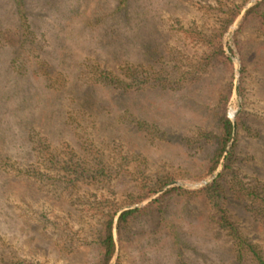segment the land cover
I'll use <instances>...</instances> for the list:
<instances>
[{
	"label": "rangeland",
	"instance_id": "1",
	"mask_svg": "<svg viewBox=\"0 0 264 264\" xmlns=\"http://www.w3.org/2000/svg\"><path fill=\"white\" fill-rule=\"evenodd\" d=\"M24 5L0 0V264H98L109 204L143 209L111 264H257L235 232L264 259V0Z\"/></svg>",
	"mask_w": 264,
	"mask_h": 264
},
{
	"label": "trees",
	"instance_id": "2",
	"mask_svg": "<svg viewBox=\"0 0 264 264\" xmlns=\"http://www.w3.org/2000/svg\"><path fill=\"white\" fill-rule=\"evenodd\" d=\"M13 2L17 5L18 20L22 22V25H25L27 16L26 11L23 8V6H25L24 0H13ZM252 11L253 9L249 10L247 16L251 15ZM13 64H15V62H13ZM107 74L108 76L103 75L105 81L114 79V77H112V74ZM221 126L222 141L224 144V148L219 159L215 161V163L211 167L210 174H213L215 171H217L222 155L226 150V147L230 138L232 137L234 130V123L228 118H224L222 120ZM109 205V209L107 213L104 214V217L100 221V226L97 230L99 234L98 248L100 250V261L98 264H111L117 252V241L115 238V231L118 232L119 235H121L123 231L127 229L128 225L134 220V218L140 216V214L143 212V209L139 208L121 212V209L116 205ZM223 223L224 226L232 225V223H230L229 220L225 218H223ZM233 238L235 242H238L237 252L240 258L243 257V249H249V251L254 256L255 261H257V264H264V259L261 254L256 251L253 247L249 246L246 241L243 240L241 236H239L237 232H235Z\"/></svg>",
	"mask_w": 264,
	"mask_h": 264
},
{
	"label": "water",
	"instance_id": "3",
	"mask_svg": "<svg viewBox=\"0 0 264 264\" xmlns=\"http://www.w3.org/2000/svg\"><path fill=\"white\" fill-rule=\"evenodd\" d=\"M235 132H236V126H234V135H235Z\"/></svg>",
	"mask_w": 264,
	"mask_h": 264
}]
</instances>
